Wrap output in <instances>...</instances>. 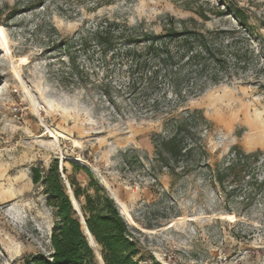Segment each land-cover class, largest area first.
<instances>
[{
    "label": "rangeland",
    "instance_id": "obj_1",
    "mask_svg": "<svg viewBox=\"0 0 264 264\" xmlns=\"http://www.w3.org/2000/svg\"><path fill=\"white\" fill-rule=\"evenodd\" d=\"M222 1L0 0V264L49 252L52 210L30 171L54 160L59 172L88 167L160 264H264V0H225L244 8L256 37L215 15ZM198 10L204 29L232 31L216 43L250 50L238 65L224 50L228 68L213 81L192 75L184 98L164 80L134 94L117 60L80 46L100 19L158 33L167 16ZM190 116L196 147L167 168L157 142ZM237 154L246 158L233 165Z\"/></svg>",
    "mask_w": 264,
    "mask_h": 264
},
{
    "label": "trees",
    "instance_id": "obj_2",
    "mask_svg": "<svg viewBox=\"0 0 264 264\" xmlns=\"http://www.w3.org/2000/svg\"><path fill=\"white\" fill-rule=\"evenodd\" d=\"M222 2V10L215 15H230L247 37H256L244 8L225 0ZM195 15L196 17L187 20L167 16L158 33L100 19L94 30L81 39L80 46L84 50L87 43L95 46L104 65L109 60H117L128 91L146 94L164 80L173 88L175 96L184 98L182 86L191 83L189 80L192 75L200 80L209 74V79L213 81L218 72L228 68L224 50H230L229 58L233 65H238L242 62V53L246 56L249 49L241 51L234 41L225 45L216 43L215 38L231 35L232 31L206 30L203 24L209 19L205 12L198 10ZM66 54L70 61L71 75L80 76L82 72L75 65L71 53ZM104 95H108L107 90H104ZM188 118L173 120L166 129L167 136L161 137L157 142L158 155L164 156L162 160L167 168H170V162L191 155L196 147L193 141L196 133L187 123L192 117ZM244 158L246 157L240 154L235 155L233 165H239ZM68 163L71 171L62 168L64 178L58 170L57 160L47 168H31L30 179L33 185H40L46 195V203L52 210L53 225L48 238L49 252L46 255L32 254L22 264H98L82 231L80 217L72 208L68 189L79 206L104 264H160L141 247L134 228L128 225L114 199L95 179L89 168L73 161ZM228 169L229 167L226 168ZM78 172L86 175L84 185L76 179ZM221 175L222 173H217L215 178L223 186Z\"/></svg>",
    "mask_w": 264,
    "mask_h": 264
},
{
    "label": "water",
    "instance_id": "obj_3",
    "mask_svg": "<svg viewBox=\"0 0 264 264\" xmlns=\"http://www.w3.org/2000/svg\"><path fill=\"white\" fill-rule=\"evenodd\" d=\"M60 172H62L61 168H60ZM68 187V186H67ZM68 194H69V197H70V200H71V205H72V208L73 210H75L77 212V214L79 215L80 217V223H81V226H82V231L84 233V235L87 237L88 239V244L89 246L93 249L94 253H95V256L96 254L98 256H96V259L98 258V260L101 262V264H104L103 261H102V258H101V255H100V251H99V248L98 246L95 244L94 240H93V237L91 236V234L89 233L86 225H85V222H84V219L80 213V209H79V206L77 204V202L75 201L71 191L68 189ZM115 201V203L117 204V206H119L118 202L116 201V199L114 197H112Z\"/></svg>",
    "mask_w": 264,
    "mask_h": 264
},
{
    "label": "bare ground",
    "instance_id": "obj_4",
    "mask_svg": "<svg viewBox=\"0 0 264 264\" xmlns=\"http://www.w3.org/2000/svg\"><path fill=\"white\" fill-rule=\"evenodd\" d=\"M118 204H119L120 212L123 215V217L126 219L127 223L133 224V221H132L131 217L129 216V214L126 212L124 205L119 203V202H118Z\"/></svg>",
    "mask_w": 264,
    "mask_h": 264
},
{
    "label": "built area",
    "instance_id": "obj_5",
    "mask_svg": "<svg viewBox=\"0 0 264 264\" xmlns=\"http://www.w3.org/2000/svg\"><path fill=\"white\" fill-rule=\"evenodd\" d=\"M62 178H63V175L61 174Z\"/></svg>",
    "mask_w": 264,
    "mask_h": 264
}]
</instances>
